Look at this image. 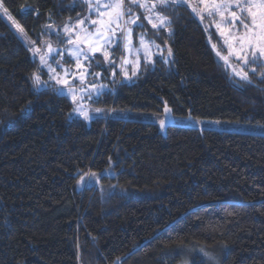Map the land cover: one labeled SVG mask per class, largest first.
<instances>
[{"label":"trees","instance_id":"1","mask_svg":"<svg viewBox=\"0 0 264 264\" xmlns=\"http://www.w3.org/2000/svg\"><path fill=\"white\" fill-rule=\"evenodd\" d=\"M4 7L28 48L0 16V264L215 262L199 249L220 251V264H264V136L175 124L264 126V68L226 64L216 30L169 3L170 27L159 35L143 18L133 26L153 47L151 60L129 82H110L93 103L102 111L85 121L72 117L30 49L64 50L65 25L87 19L89 4ZM107 51L117 65L120 42ZM103 59L92 63L105 80ZM244 72L250 83L236 75Z\"/></svg>","mask_w":264,"mask_h":264},{"label":"snow or ice","instance_id":"2","mask_svg":"<svg viewBox=\"0 0 264 264\" xmlns=\"http://www.w3.org/2000/svg\"><path fill=\"white\" fill-rule=\"evenodd\" d=\"M85 2L89 3L90 10L92 7H95L96 9L97 18L88 19H90L92 25H96L97 27L93 32H89L87 28H83L81 29L82 35L76 34L75 36L69 35L68 37L67 43L74 45L72 49L68 50V55L75 60L77 72L70 73L68 69H64L63 77H61L60 74L56 72V69L53 68L51 64L47 63V59L44 55H40V61L42 67H47L50 81H55L56 84H62L68 88V94L72 97L73 103L76 104L73 111L83 117L84 120H89V111L81 103L85 97L77 96L76 85L72 84L68 77L78 76L79 83L83 85L86 82L88 75L99 76V73L88 72V68L91 65H85L82 61H92L97 52L103 55L105 60H109V52L106 49L113 43V37H116L117 41L124 39L128 44H131L133 30L126 26L129 24L136 25L141 18L147 20L148 24H150L153 29H156V34L159 35L161 29L170 27L168 18L163 14V9H165L169 3H186L187 0H148V2H142V0H127V2L126 0H106V2L102 4L97 0L95 5L91 3V0H85ZM233 5L235 8L239 9L241 14L237 15L236 11H231L232 27H237L235 21H239V26L244 30L242 35L237 36L240 45L239 52H236V50L233 49V52L236 54V59L243 61L245 66L258 65L260 68H264V63H260L261 60H264V0H259L258 4H256L254 0H243V3L241 0H232V4L225 3L224 7L227 10ZM133 6L145 9L149 14L144 15L143 17L136 15ZM101 8H103L104 11H101ZM253 8H258V11H253ZM0 9L3 10L5 15L9 16V19H11L8 9L4 7V0H0ZM193 11H195V9H193ZM245 12L247 13L246 16L243 15ZM153 15L155 16V19H153ZM103 17H107L108 19L105 20ZM84 22L85 21L81 19L77 21V24L83 25ZM13 24H15L14 20ZM16 27L19 31L23 32V29L18 24ZM48 27L52 26L48 25ZM217 27H219V25H217ZM116 29L123 33L122 37L117 36ZM71 30L72 26L65 25V32H71ZM221 34L223 35V30L221 31ZM139 39L141 45H145L146 42L144 36L141 35ZM152 43L154 44L155 42L152 41ZM81 45L87 46V52L84 51V48L81 47ZM116 46L119 47V43H117ZM156 47L159 49L160 45H156ZM213 47H215V45ZM48 50L49 52L53 51L51 45H48ZM30 51L38 53L39 49L34 47L30 49ZM89 53L92 55H89ZM167 53L169 57L173 55L171 48L167 49ZM240 53H243V55ZM217 55H221L220 52H217ZM249 57H251V59H249ZM221 58L225 60L226 64H228V58L226 56H222ZM55 62L60 64L59 60H56ZM124 62L127 63V60ZM165 62L167 63L169 61L165 59ZM109 63L113 66L115 65L114 60H109ZM251 72L256 73L257 67H251ZM124 74L127 75L126 72ZM113 75L115 76L116 73L113 72ZM236 75H240L241 79L247 80L249 83L251 82L249 80L248 72H244L243 75L236 73ZM260 75L261 79L264 80V73H261ZM32 79L37 86L42 83L41 75L36 72L33 73ZM90 87L94 91L97 90V85L94 83L91 84ZM80 90L83 92L84 88H81ZM87 98L91 99L92 93H88ZM94 111L100 113L102 109L96 108ZM165 111L170 112L171 109L166 106ZM159 123L161 128H163L165 124L164 120H161ZM91 175L93 178L96 176L95 173H92ZM204 254L207 255V253ZM208 259L210 262L214 260L211 256H209Z\"/></svg>","mask_w":264,"mask_h":264},{"label":"rangeland","instance_id":"3","mask_svg":"<svg viewBox=\"0 0 264 264\" xmlns=\"http://www.w3.org/2000/svg\"><path fill=\"white\" fill-rule=\"evenodd\" d=\"M99 3H104L106 0H98ZM243 3V0H241ZM256 4L259 3V0H254ZM91 3L95 5L97 3V0H91ZM225 3L227 4H232V0H187L186 4L188 5L192 10L195 9V14L199 18V20L202 22L203 26L209 31L211 29H215L216 32L218 33L219 39L221 40V45L222 48L226 52V57L228 58V61L234 60L235 62L239 61V64L243 66V61L236 59V54L233 52V49L236 50V52H239V40L237 39L238 35H242L244 30L242 27L239 26V21H235L237 27H232L231 21V11H236L237 15H240L241 13L239 12V9L235 8L233 5L232 7L228 8L227 10L225 9L224 5ZM89 4V3H88ZM101 11H104L103 8L100 9ZM253 11H258V8H253ZM89 17L90 19H96L97 18V12L95 7H92L90 10V5H89ZM243 15H247L245 12ZM0 16L2 19L11 27V29L14 31L15 35L27 46V39L26 35L24 32H21L17 29L16 24H13V21L9 19L8 15H5L3 10L0 9ZM83 19L85 22L83 25H79L77 23L74 24H68L72 26L71 32H65L63 29V34L66 36L67 40L69 35L75 36L76 34L81 33V29L87 28L89 32H93L95 28L97 27L96 25H92L90 23V19ZM103 19L107 20V17H103ZM153 19H155V16L153 15ZM250 19V18H249ZM219 25V27H217ZM132 24L127 25L126 27L131 28L133 30ZM114 27V26H113ZM65 28V27H64ZM223 30V35L221 34V31ZM117 36L122 37L123 33H121L118 29H116ZM133 35L132 31V36H131V44H128L126 40L120 39L119 42L122 45V55L118 59V63L115 66H112V64L109 63V60L103 59L104 62V67L107 69V75L105 77V80H102L101 77V72L97 71L95 68V65L92 63V61H82L85 65L90 64L91 66L88 68V72L90 73H99L100 75H88L86 82L82 85L79 83V77L78 76H70L68 79H70L72 84L76 85V92L77 96H84L85 99L81 101L83 106L89 111L90 119L94 118L97 114L94 111L97 107L93 105L94 102H96L101 94L103 92H106L109 89V83L110 82H116L121 81V82H129V80L136 75L138 72L139 67L141 66L142 62H149L151 60V56L154 54L153 47L151 48L150 42L145 40V45H141L140 43V37ZM113 43L107 47H111L114 43L117 42L116 37H113ZM145 39V38H144ZM127 45V47H126ZM35 47V46H34ZM33 47V48H34ZM74 45L68 44L64 50L61 51V48L59 47H54L51 46L52 50L49 52L48 46L43 48L42 50L39 49L38 53H34L31 51L32 55L35 56L41 66V61H40V55H44L47 59V63L51 64L53 68L56 69V72L60 74L61 77H63L64 69H68L70 73H76L77 69L75 66V60L68 55V50L72 49ZM81 47L84 48V51L87 52V46L86 45H81ZM37 48V47H35ZM106 49V50H107ZM152 49V50H151ZM243 55V53H240ZM89 55H92L89 53ZM96 55H101L99 52L95 54ZM68 59L71 61V63H66L65 60ZM251 59V57H249ZM59 60L60 64H57L55 61ZM127 60V63L124 61ZM264 62V60H261ZM44 71L46 72L48 78V69L47 67H42ZM113 72L116 73V75H113ZM127 73L125 75L124 73ZM135 73V74H133ZM55 83V81H52ZM96 84L97 85V90H93L90 85L91 84ZM56 84V83H55ZM58 93L61 95L66 96L69 101L72 104V111L71 115L72 117H77L81 120H84L83 117L79 116L77 113L73 111V109L76 107V104L73 103L72 97L68 94V88L65 87L62 84H56ZM81 88H84V91L81 92ZM88 93H92V98L88 99L87 95ZM85 120V121H89ZM176 125H183V126H190V127H195L198 129H212V130H217V131H230V132H238V133H249V134H255V135H263L264 136V126L262 125H252V124H245V123H236V122H221V121H210V120H192L190 118H178L175 121ZM196 253L199 255H202L204 258L207 260L209 256L213 257L214 260L213 262H217L220 264L222 256L224 254H221L220 251H215L213 252H207L206 250L199 249ZM204 253H207L205 255ZM214 262V263H215ZM213 263V264H214ZM179 264H191L190 260L187 259V261L183 260Z\"/></svg>","mask_w":264,"mask_h":264}]
</instances>
